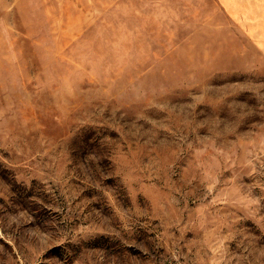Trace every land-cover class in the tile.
I'll list each match as a JSON object with an SVG mask.
<instances>
[{
	"label": "rangeland",
	"instance_id": "rangeland-1",
	"mask_svg": "<svg viewBox=\"0 0 264 264\" xmlns=\"http://www.w3.org/2000/svg\"><path fill=\"white\" fill-rule=\"evenodd\" d=\"M258 19L0 0V264H264Z\"/></svg>",
	"mask_w": 264,
	"mask_h": 264
},
{
	"label": "crops",
	"instance_id": "crops-1",
	"mask_svg": "<svg viewBox=\"0 0 264 264\" xmlns=\"http://www.w3.org/2000/svg\"><path fill=\"white\" fill-rule=\"evenodd\" d=\"M252 6H255V7H264V0H252ZM261 12L257 11V14L258 16H261L260 14ZM258 23H259V27L261 25V23H264V21L261 19L259 20L258 19ZM257 29H260L258 28V25L256 26ZM259 37H264V35H260Z\"/></svg>",
	"mask_w": 264,
	"mask_h": 264
}]
</instances>
